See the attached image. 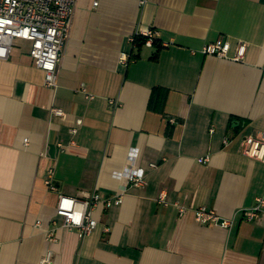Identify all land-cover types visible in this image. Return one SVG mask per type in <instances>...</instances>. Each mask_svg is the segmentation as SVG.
Segmentation results:
<instances>
[{
	"label": "crops",
	"instance_id": "0c3cea01",
	"mask_svg": "<svg viewBox=\"0 0 264 264\" xmlns=\"http://www.w3.org/2000/svg\"><path fill=\"white\" fill-rule=\"evenodd\" d=\"M148 30L152 46L130 44ZM220 36L243 62L201 53ZM29 51L0 60V264H264V207L242 214L264 198V164L243 155L264 139V0H77L55 90ZM92 192L123 202L81 239L57 198ZM201 207L233 226L198 225Z\"/></svg>",
	"mask_w": 264,
	"mask_h": 264
},
{
	"label": "built area",
	"instance_id": "2783aa9c",
	"mask_svg": "<svg viewBox=\"0 0 264 264\" xmlns=\"http://www.w3.org/2000/svg\"><path fill=\"white\" fill-rule=\"evenodd\" d=\"M77 0H0V60H6L15 40H23L30 43L29 55L33 59L37 68L45 74L44 86L51 90L57 87V74L61 54L67 42L71 28L72 17ZM146 39L144 45L152 46L157 36L156 32L148 30L136 37ZM130 44L135 46V37L130 39ZM247 46L243 42H238L231 53V44L220 36L214 43L207 44L201 50L205 56L228 60L235 63L244 61ZM129 60L127 55H122L120 61L126 64ZM82 92H85L82 89ZM86 95V99L91 101L93 96ZM116 106L115 102H110ZM55 116H62L60 110H51ZM81 125V120L77 121V126ZM72 134L76 129L71 130ZM224 144H227L225 140ZM62 148L61 145H59ZM243 155L251 160L264 164V139L253 136L245 138V148ZM208 158L200 160L207 162ZM155 168V165H151ZM121 177L120 174H118ZM54 171L49 170L45 178V186L54 192L57 191L53 182ZM129 185L142 189L145 186L144 171L136 169L126 176ZM123 193H118L112 197L104 198L97 192L87 193L83 199H76L58 194L56 204V216L62 219V227L77 232L79 238L89 236L97 226V221L93 217L99 206L109 208L113 205H121ZM158 202L167 205L166 194L159 195ZM264 207V198L256 200V206L251 210L242 212L246 221L257 218L258 213ZM186 211L179 208V214ZM194 220L202 226H219L229 230L233 226V219H221L212 210L205 207L194 211ZM56 227V223L53 222ZM54 230L47 234L49 242H55ZM51 253L48 252L43 262H49Z\"/></svg>",
	"mask_w": 264,
	"mask_h": 264
},
{
	"label": "trees",
	"instance_id": "16d2710c",
	"mask_svg": "<svg viewBox=\"0 0 264 264\" xmlns=\"http://www.w3.org/2000/svg\"><path fill=\"white\" fill-rule=\"evenodd\" d=\"M145 41H146V39L144 37H141V36L136 37L135 38V45H136V47L138 49L141 48L144 45ZM154 43H155V41L153 42V44Z\"/></svg>",
	"mask_w": 264,
	"mask_h": 264
}]
</instances>
